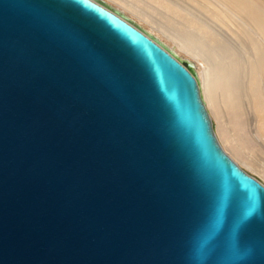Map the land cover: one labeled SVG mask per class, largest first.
I'll return each instance as SVG.
<instances>
[{"label":"water","instance_id":"water-1","mask_svg":"<svg viewBox=\"0 0 264 264\" xmlns=\"http://www.w3.org/2000/svg\"><path fill=\"white\" fill-rule=\"evenodd\" d=\"M0 264H264L195 63L103 0H0Z\"/></svg>","mask_w":264,"mask_h":264},{"label":"bare ground","instance_id":"bare-ground-1","mask_svg":"<svg viewBox=\"0 0 264 264\" xmlns=\"http://www.w3.org/2000/svg\"><path fill=\"white\" fill-rule=\"evenodd\" d=\"M174 1L186 8L201 32L174 34L181 50L192 51L193 61L204 60V96L222 138L230 142L232 137L237 147L253 139L264 142V0ZM227 22L235 25H228L233 33Z\"/></svg>","mask_w":264,"mask_h":264},{"label":"rangeland","instance_id":"rangeland-1","mask_svg":"<svg viewBox=\"0 0 264 264\" xmlns=\"http://www.w3.org/2000/svg\"><path fill=\"white\" fill-rule=\"evenodd\" d=\"M103 1H105L112 7L121 10L123 13H125V15H127L129 18L134 20L137 24L143 27L146 31H148L155 37L159 38L168 47L173 48L174 51L179 56H182L190 60L193 59L189 54V53H192L190 49L185 50L188 48L184 46V48L181 50L178 47L177 43L178 42L180 43V41H178L179 35H176L174 33L177 32L178 34L180 32L179 34H181L183 32L189 31V33H192V34L193 33L201 34V32L195 20H193V18L190 16L191 14L190 13L188 14L187 10L185 11L186 8L184 9V7H182L180 4H179L180 5L179 7L181 8L175 6L174 4L176 3L174 0L173 2L170 0H103ZM182 24L185 25L184 28H188V27L189 28L185 30L183 28L184 25ZM191 25H192V29H191ZM228 25L229 26L232 25V27L235 26L231 24V22H227V28L229 29V31L231 30L230 29L231 27H228ZM165 27H167L168 29L169 27L171 29L173 28L174 29L173 31L171 29L163 30ZM233 30H231L232 33L234 32ZM169 31L173 33L170 34L168 33ZM232 33L230 35L233 36ZM173 34L176 35L174 36V38L171 36ZM176 37H177V40L175 39ZM172 38L175 40H173ZM194 54H197V53H194ZM201 59L203 58L200 56V58H198L197 61L196 60L194 61L192 60V61L196 65V69H197L200 83H201V91H202L203 99L205 101L208 114L214 125V133L218 140V143L220 144L223 151L231 158V160L238 167L248 172L249 174L257 177L264 184V169H263L264 167H262L264 166V142L262 141L258 142L253 139L250 142H248V144H245V143L240 144L239 147H237V146H234V142L231 139L232 137L229 140L230 142L224 141L221 135L220 126L217 120L215 119V117L213 116V113L211 112V109L209 108L207 100L205 99V96H204L205 82L203 81V69L205 68L206 65L204 63V60H201ZM200 61L205 66L202 65Z\"/></svg>","mask_w":264,"mask_h":264}]
</instances>
